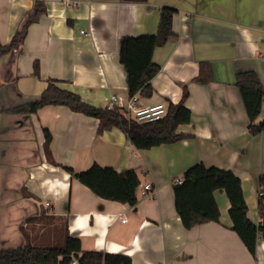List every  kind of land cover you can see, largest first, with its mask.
Masks as SVG:
<instances>
[{
    "label": "crops",
    "instance_id": "obj_1",
    "mask_svg": "<svg viewBox=\"0 0 264 264\" xmlns=\"http://www.w3.org/2000/svg\"><path fill=\"white\" fill-rule=\"evenodd\" d=\"M36 1L0 0V44L12 41ZM44 2L45 12L29 25L23 43L0 55V248L43 245L47 227L40 228L54 219L65 222L57 244L68 230L83 250L123 253L133 264H264V239L253 255L232 229L226 192H215L220 221L191 229L177 213L174 192L175 180L198 162L232 170L242 181L249 218L262 221L264 131L251 132L235 82L238 72L255 70L264 83V0ZM165 6L177 10L175 34L154 51L160 71L152 96L135 100L177 104L187 89L192 120L178 131L191 137L137 149L120 128L98 134L99 119L64 105L11 111L39 98L52 80L100 107L112 95L129 98L121 39L155 34ZM95 163L134 169L138 203L101 198L65 169L81 172ZM148 183L155 194L144 190Z\"/></svg>",
    "mask_w": 264,
    "mask_h": 264
},
{
    "label": "trees",
    "instance_id": "obj_2",
    "mask_svg": "<svg viewBox=\"0 0 264 264\" xmlns=\"http://www.w3.org/2000/svg\"><path fill=\"white\" fill-rule=\"evenodd\" d=\"M44 1H36L33 12L9 44H0V55L9 53L23 43L29 25L38 21L40 15L45 12ZM176 11L169 6L161 9L159 27L155 34L125 36L121 39L120 61L127 73L129 97L152 96V79L160 71V65L153 61V54L157 47L166 44L175 34L173 19ZM38 73L39 66L36 63L35 74ZM235 85L244 102L251 132L261 133L264 131V118L259 123L257 119L262 112L264 83L255 70H244L237 73ZM188 96L189 92L185 89L183 99L179 103L167 105V114L162 119L140 123L127 118L117 107L91 104L79 93L62 86L61 81L52 80L39 98L11 111L35 113L48 105H64L74 112L99 119L98 134L118 127L127 134L137 149H150L191 137L178 131L180 125L189 124L192 120V111L185 104ZM45 135L46 144L50 146L52 135L48 129H45ZM65 169L101 198L131 206L138 203L137 189L140 179L134 169L118 172L113 167H104L96 163L81 172H76L70 167ZM182 178L181 183L175 184L174 192L176 210L183 225L191 229L209 221L219 222L221 213L215 192L223 190L231 204L229 212L233 221L232 229L237 232L247 249L255 255L258 240L261 237L264 239V194L260 195L259 200L262 221L255 223L248 216V204L242 181L232 170L216 166L207 167L203 162H198L189 167ZM260 183V189L264 192V174L260 177ZM73 257L78 258L79 264H133L132 258L123 253L83 250L80 238L72 236L68 230L62 244L27 243L16 248H0V264H71Z\"/></svg>",
    "mask_w": 264,
    "mask_h": 264
},
{
    "label": "built area",
    "instance_id": "obj_3",
    "mask_svg": "<svg viewBox=\"0 0 264 264\" xmlns=\"http://www.w3.org/2000/svg\"><path fill=\"white\" fill-rule=\"evenodd\" d=\"M82 33H85V31H82ZM108 106L110 108L117 107L121 109L127 118L136 120L140 123L157 121L167 114V105L165 103L141 106L136 102L135 96L126 98L121 95H112ZM261 115L264 116V97ZM182 181L183 178H177L175 183H181ZM144 190L155 194V190L150 183L144 186ZM259 194L263 195L264 192L260 189ZM71 264H79L78 258L73 257Z\"/></svg>",
    "mask_w": 264,
    "mask_h": 264
},
{
    "label": "rangeland",
    "instance_id": "obj_4",
    "mask_svg": "<svg viewBox=\"0 0 264 264\" xmlns=\"http://www.w3.org/2000/svg\"><path fill=\"white\" fill-rule=\"evenodd\" d=\"M47 224L48 225L44 224L43 226H41L40 229H42L43 227H47V229L45 228L46 231L43 232V238L45 239V235L48 234V237L46 238L48 241L42 240L39 242L43 245H55L57 243H61V237L64 233L63 228L65 227V222L61 220L50 219Z\"/></svg>",
    "mask_w": 264,
    "mask_h": 264
}]
</instances>
